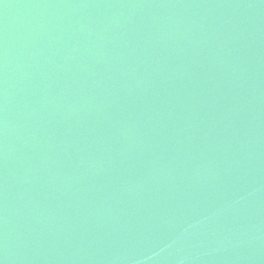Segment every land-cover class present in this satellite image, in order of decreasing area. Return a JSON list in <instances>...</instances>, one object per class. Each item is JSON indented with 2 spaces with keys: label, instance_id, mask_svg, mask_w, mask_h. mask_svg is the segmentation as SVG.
Wrapping results in <instances>:
<instances>
[{
  "label": "water",
  "instance_id": "1",
  "mask_svg": "<svg viewBox=\"0 0 264 264\" xmlns=\"http://www.w3.org/2000/svg\"><path fill=\"white\" fill-rule=\"evenodd\" d=\"M0 264H264V0H0Z\"/></svg>",
  "mask_w": 264,
  "mask_h": 264
}]
</instances>
